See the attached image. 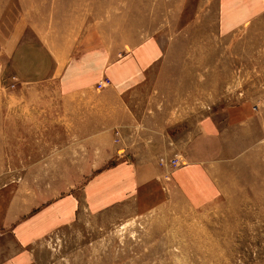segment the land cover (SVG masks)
<instances>
[{
    "label": "rangeland",
    "instance_id": "obj_1",
    "mask_svg": "<svg viewBox=\"0 0 264 264\" xmlns=\"http://www.w3.org/2000/svg\"><path fill=\"white\" fill-rule=\"evenodd\" d=\"M224 1L0 0V190L27 199L28 215H42V236L29 241L33 264H264V13L258 25L235 26L244 14L220 17ZM154 38L163 48L147 76L150 97L126 105L123 126L122 112L106 110L122 104L112 79L101 89L94 82L108 76L115 52L120 58ZM19 46L47 53L52 69L43 81L15 78ZM82 57L103 70L84 90H68V66ZM240 102L252 124L242 145L237 135L226 142L214 201L189 204L167 192L176 166L157 156L170 195L164 202L135 196L99 210L85 204L84 187L118 155L189 132L210 113L224 117ZM68 196L76 208L64 218L67 205L58 212L56 203Z\"/></svg>",
    "mask_w": 264,
    "mask_h": 264
},
{
    "label": "crops",
    "instance_id": "obj_2",
    "mask_svg": "<svg viewBox=\"0 0 264 264\" xmlns=\"http://www.w3.org/2000/svg\"><path fill=\"white\" fill-rule=\"evenodd\" d=\"M221 5L220 17L221 15L226 17L224 12L230 10L244 14L240 21V17L236 20L235 26L246 20H254L258 25V19L264 13V0H225ZM231 23L233 20H229L226 26H232ZM148 40L139 46L120 52L123 53L120 58L118 52H115L116 56L113 57L106 50L107 57L114 58L105 71L110 78L98 76L94 82L97 83L103 77H108L110 82L112 79L114 83L112 91L118 95V100H122V104L110 103L106 110L110 113L115 109L110 113L114 117L122 112L123 126L127 118H124L126 105L133 106L146 94L150 97L152 82L147 76L155 75L154 66L158 60H161L157 52L163 48L162 40L156 38ZM12 61L15 78L23 82L43 81L52 69L47 53L37 46H30L28 51L19 46L13 53ZM77 62L70 63L67 69L69 78H72L71 85L66 82L64 86L68 90H84L93 75L103 70V66L94 69L93 61L85 57ZM157 71L158 76L161 72ZM106 110L104 113L108 115ZM217 115L213 112L204 116L189 132L180 131L176 136H156L154 144H148L147 147L138 144V147L129 149L126 155L124 153L118 155L113 165L107 167L108 169L84 187L82 195L85 204L90 210H99L125 202L135 196L156 204L161 203L162 200L164 202L163 197L168 198L169 191L182 197L189 204L203 205L214 201L222 193L217 177L222 172L220 162L228 155L226 142L238 136L239 144L242 145L245 141V131L249 129L253 120L250 109L242 102L226 107L224 117ZM255 130L258 134L257 126ZM124 145L117 147L125 148ZM157 156L167 161L172 158L177 159L176 168L171 171L167 192L163 188L162 178L165 169L158 165ZM11 192L9 189L0 190V264H33L34 257L29 248V241L34 243L42 236L44 221L42 215L38 214L39 211L28 215L27 199L16 201L15 196H10ZM74 203L76 200L68 196L56 203V209L58 212L65 211L67 205L68 213L63 216L69 218L74 214L76 208ZM33 207H30L31 211L38 210ZM29 233L34 235L29 236Z\"/></svg>",
    "mask_w": 264,
    "mask_h": 264
},
{
    "label": "built area",
    "instance_id": "obj_3",
    "mask_svg": "<svg viewBox=\"0 0 264 264\" xmlns=\"http://www.w3.org/2000/svg\"><path fill=\"white\" fill-rule=\"evenodd\" d=\"M109 84H110V79L108 77H103L102 79H100L97 82L96 86H97V88L101 89V88H103V87H105V86H107ZM159 163L161 165H165L166 164V165H169V166H176L177 159L176 158H172L169 161H167L165 158L160 157L159 158Z\"/></svg>",
    "mask_w": 264,
    "mask_h": 264
}]
</instances>
